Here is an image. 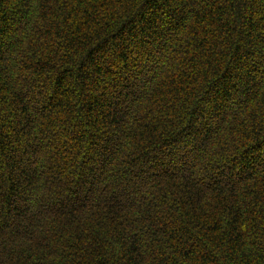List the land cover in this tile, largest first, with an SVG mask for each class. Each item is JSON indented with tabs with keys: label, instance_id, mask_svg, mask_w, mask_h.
I'll return each mask as SVG.
<instances>
[{
	"label": "trees",
	"instance_id": "obj_1",
	"mask_svg": "<svg viewBox=\"0 0 264 264\" xmlns=\"http://www.w3.org/2000/svg\"><path fill=\"white\" fill-rule=\"evenodd\" d=\"M0 264H264V0H0Z\"/></svg>",
	"mask_w": 264,
	"mask_h": 264
}]
</instances>
